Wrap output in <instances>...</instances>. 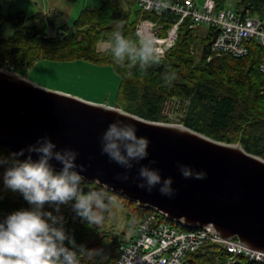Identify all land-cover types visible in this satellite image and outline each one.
<instances>
[{"label":"trees","instance_id":"trees-1","mask_svg":"<svg viewBox=\"0 0 264 264\" xmlns=\"http://www.w3.org/2000/svg\"><path fill=\"white\" fill-rule=\"evenodd\" d=\"M215 2L217 9H223L227 0ZM238 4V9H250L264 18V0H240ZM141 18L156 20L166 31L179 19L173 14L144 11L134 0H101L97 6L82 8L72 25L60 26L43 13H5L0 7V69L20 73L42 60L110 66L119 76L113 106L161 122H171V110H182L179 123L219 141H240L246 151L264 158V72L260 70L264 51L257 41H249V52L244 56L221 55L208 60L216 31L210 26L207 35L201 37L198 55L197 26H191L187 19L180 25L176 43L165 57L144 68L138 62H115L109 47L113 33L120 31L136 40V26ZM172 100L176 101L172 104ZM0 150L6 156L11 153L1 147ZM85 181V192L102 191L105 201H110L104 220L99 225L89 224L76 215L71 205H65L60 213L65 218V229L77 245L101 250V256L91 262L85 259L83 264H114L121 246L135 236L127 241L114 237L109 223L116 202L128 209V225L135 232L142 217L154 209L103 189L97 182ZM30 207L19 192L4 187L0 168V222L13 212ZM53 207L45 205L46 210ZM171 224L189 229L179 222ZM65 245L71 248L67 241ZM230 256L223 246L208 243L187 254L185 264H226ZM235 264L264 263L238 256Z\"/></svg>","mask_w":264,"mask_h":264},{"label":"water","instance_id":"water-1","mask_svg":"<svg viewBox=\"0 0 264 264\" xmlns=\"http://www.w3.org/2000/svg\"><path fill=\"white\" fill-rule=\"evenodd\" d=\"M117 119L134 125L137 136L150 141L148 157L131 170L101 153L100 137ZM45 135L57 150L79 153L76 163L85 166L81 175L88 182L99 179L98 184L164 213L171 222L189 229L212 224L223 237L238 238L264 251V158L246 151L240 141H219L182 123L149 120L0 69V147L18 152ZM152 160L156 163L150 164ZM52 163L56 169L62 167ZM180 164L205 172L206 178H184ZM142 165L159 169L162 179L172 177L175 194L161 195L159 185L151 193L138 188L140 181L133 178ZM125 171L129 180H118L117 175Z\"/></svg>","mask_w":264,"mask_h":264},{"label":"clouds","instance_id":"clouds-1","mask_svg":"<svg viewBox=\"0 0 264 264\" xmlns=\"http://www.w3.org/2000/svg\"><path fill=\"white\" fill-rule=\"evenodd\" d=\"M136 37L133 40L120 31L113 33L109 47L115 62L121 65L126 60L132 64L138 62L144 68L158 60L161 52L155 37L141 31ZM136 132L134 125L115 120L100 137L101 153L124 169L131 170L134 163L138 164L149 155V139L138 137ZM78 155L70 148L57 150V145L46 135L7 156L0 150L4 187L19 192L31 206L13 212L0 222V264H83L85 259L91 262L102 255L99 249L77 245L74 237L66 231L65 218L60 214L61 206L71 205L78 217L89 224L99 225L109 207L110 201H105L102 191H84L82 185L86 181L81 173L86 168L77 165ZM52 161L62 165L59 171ZM149 163L155 164L156 161ZM179 171L186 179L206 178L205 172H195L187 165L180 164ZM116 178L128 181L129 172L118 174ZM137 179L140 181L137 187L149 193L159 185L161 195L172 197L175 194L172 177L162 179L159 169L142 165L133 182ZM96 182L99 183V179ZM101 187L108 189L109 186L103 184ZM45 205L54 207L46 210ZM65 241L71 248L65 245Z\"/></svg>","mask_w":264,"mask_h":264},{"label":"built area","instance_id":"built-area-1","mask_svg":"<svg viewBox=\"0 0 264 264\" xmlns=\"http://www.w3.org/2000/svg\"><path fill=\"white\" fill-rule=\"evenodd\" d=\"M134 1L144 11L179 18L167 31L150 18H141L137 23L136 32L155 37L161 52L159 58L165 57L175 45L179 27L187 19L193 27L209 25L216 31L208 60L221 55L244 56L249 52L250 40L257 41L264 51V18L254 15L250 9L235 10L230 6L217 9L215 0H205L201 7L195 0ZM260 70L264 72V54ZM208 243L221 245L230 253L226 264H235L238 256L264 263V251L251 248L238 238L223 237L212 224L180 229L173 226L164 213L154 210L142 217L134 238L121 246L114 264H185L187 254Z\"/></svg>","mask_w":264,"mask_h":264},{"label":"rangeland","instance_id":"rangeland-1","mask_svg":"<svg viewBox=\"0 0 264 264\" xmlns=\"http://www.w3.org/2000/svg\"><path fill=\"white\" fill-rule=\"evenodd\" d=\"M4 0H0L1 2ZM86 0H78L73 17L62 19L63 23L72 25L74 19L78 16L80 9L85 6L83 3ZM88 4L97 6L101 3V0H87ZM90 1V3H89ZM199 7L202 6L205 0H195ZM240 0H227L226 6H230L233 9H238ZM47 5V4H46ZM48 6V5H47ZM69 6H75L72 2H63L62 9L67 10ZM137 8L135 4L134 9ZM16 10L12 11L15 12ZM5 13L9 10L4 9ZM68 17V11H66ZM27 15H33L32 12ZM209 25H198L196 27V34L199 36L198 46L196 51L198 55L201 53V37L207 35L209 31ZM49 30V29H48ZM51 32V30H50ZM53 33V31L51 32ZM104 48V46H103ZM13 72V71H11ZM21 75L36 82L39 85L45 86L50 89L60 90L68 92L73 95H77L86 100L106 103L108 105H115V95L118 91L119 76L115 73L110 66H99L91 62H68L59 63L54 61H39L26 71H21ZM176 100H172L175 102ZM186 104V103H185ZM172 106V105H171ZM170 109V108H169ZM169 111V110H168ZM167 111V112H168ZM169 113L170 123H179L180 116L183 115V111L179 110L176 113ZM172 113V114H171ZM128 209L123 207L120 202H116L114 210L111 213L110 228L113 230V235L116 239L129 240L130 237L135 234V228L128 225V219L126 217Z\"/></svg>","mask_w":264,"mask_h":264},{"label":"crops","instance_id":"crops-1","mask_svg":"<svg viewBox=\"0 0 264 264\" xmlns=\"http://www.w3.org/2000/svg\"><path fill=\"white\" fill-rule=\"evenodd\" d=\"M63 2H72V4H74L75 6H69L67 10H63ZM77 2L78 0H4L3 2H1L0 7L3 11L4 9H7L9 10V12L16 10L15 12L23 11L26 14L29 12H32L33 14L43 13L44 15L48 16L51 20H53L56 26H60L65 24L61 21L62 19L67 20L68 18H70V16L73 17L75 11H77ZM83 3H86L84 7L93 6L92 4H88L87 0ZM82 8H79L80 11ZM66 11H68V17Z\"/></svg>","mask_w":264,"mask_h":264}]
</instances>
